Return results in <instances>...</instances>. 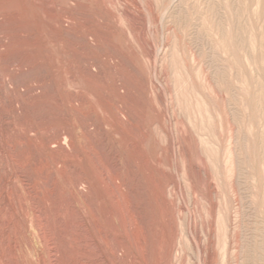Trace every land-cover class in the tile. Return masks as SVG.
<instances>
[{
  "label": "rangeland",
  "instance_id": "obj_1",
  "mask_svg": "<svg viewBox=\"0 0 264 264\" xmlns=\"http://www.w3.org/2000/svg\"><path fill=\"white\" fill-rule=\"evenodd\" d=\"M263 72L264 0H0V264H264Z\"/></svg>",
  "mask_w": 264,
  "mask_h": 264
},
{
  "label": "bare ground",
  "instance_id": "obj_2",
  "mask_svg": "<svg viewBox=\"0 0 264 264\" xmlns=\"http://www.w3.org/2000/svg\"><path fill=\"white\" fill-rule=\"evenodd\" d=\"M239 46V45H238ZM237 48V47H236ZM240 49V48H239ZM251 63V62H250ZM263 67V66H262ZM261 71V70H260ZM263 74H264V72H263ZM238 77V76H237ZM238 79V78H237ZM251 81V80H250ZM249 81V82H250ZM241 82V81H240ZM256 83V82H255ZM254 83V84H255ZM252 84V83H251ZM249 87V86H248ZM226 88V87H225ZM242 91V90H241ZM241 94V93H240ZM243 94V93H242ZM222 95V94H221ZM239 96H241V95H239ZM243 96V95H242ZM225 97V96H224ZM263 98V97H262ZM242 99V98H241ZM241 99H240V101H241ZM251 100V99H250ZM239 103V102H238ZM254 103H256V102H254ZM244 105H246V104H244ZM247 106V105H246ZM244 107V106H243ZM246 108V107H245ZM263 111V110H262ZM262 117V116H261ZM260 118V117H259ZM264 128V127H263ZM246 130V129H245ZM251 130V129H250ZM238 131V130H237ZM242 132V131H241ZM250 133V132H249ZM247 135V134H246ZM257 135V134H256ZM237 136V135H236ZM261 137V136H260ZM232 138V137H231ZM244 138V137H243ZM262 138V137H261ZM261 140V139H260ZM263 141V140H262ZM263 143V142H262ZM263 146V145H262ZM263 150V149H262ZM252 165V164H251ZM264 165V164H263ZM258 167H260V165L258 166ZM264 170V169H263ZM263 173V172H262ZM260 177V176H259ZM17 238V237H16ZM35 239V238H34ZM23 246V245H22ZM34 246V245H33ZM69 251V250H68ZM47 253V252H46ZM54 253V252H53ZM45 254V253H44Z\"/></svg>",
  "mask_w": 264,
  "mask_h": 264
}]
</instances>
